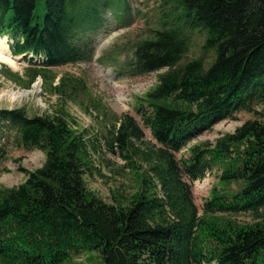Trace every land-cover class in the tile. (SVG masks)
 I'll list each match as a JSON object with an SVG mask.
<instances>
[{"label": "trees", "instance_id": "1", "mask_svg": "<svg viewBox=\"0 0 264 264\" xmlns=\"http://www.w3.org/2000/svg\"><path fill=\"white\" fill-rule=\"evenodd\" d=\"M127 1L43 0L40 21L38 0H0V35L11 39L12 55L41 57L27 59L26 85L40 77L44 91L87 113L92 105L98 121L105 108L85 103L84 82L49 69L89 61L80 38L99 27L109 5L125 10ZM179 3L187 24L150 30L132 42L124 64L132 75L165 68L132 100L152 141L129 114L114 117L99 141L61 109H0V126L5 121L24 149L44 155L33 169L17 165L21 182L0 185V264H63L91 250L102 264H264V0ZM185 28L204 31L202 49L213 53L207 65L201 57L179 63ZM238 111L252 116L212 142L188 144ZM106 151L122 163L110 165ZM214 169L216 183L198 210L190 184ZM86 173L114 181L107 199L87 186Z\"/></svg>", "mask_w": 264, "mask_h": 264}, {"label": "rangeland", "instance_id": "2", "mask_svg": "<svg viewBox=\"0 0 264 264\" xmlns=\"http://www.w3.org/2000/svg\"><path fill=\"white\" fill-rule=\"evenodd\" d=\"M42 1L38 0L34 10L40 21L43 12ZM108 7L101 12L102 20L99 27L97 26L98 28H95L82 38L75 37V42H78L79 38L82 39L81 43L88 42L90 49L89 61H79L49 69V73L56 75L63 74L79 77L84 82L85 90L87 91L85 103H88L86 99H90L94 103L103 105L106 117H98L97 121L93 118L96 111L92 105L89 104L87 107V110L90 111V113H87L85 109L71 102L68 98L63 99L44 91V84L40 77L33 79L26 85L28 78L25 76L24 70L32 64L28 63L27 59L23 57L15 60L13 64L0 62V109L23 107L27 115L53 114L58 109H61L69 115L67 120L70 125H75L77 129H87L88 134L91 137L95 135L99 141H102V135L105 134L106 128L114 117L129 114L141 127L139 118L132 110L133 97L140 95L152 84L154 85L157 73L164 71L165 68L140 75L130 74L124 64L128 61L131 44L136 39L149 34L152 29H157L167 24H187L189 18L184 15L185 10L179 0H174V3L172 0H128L125 10H123L119 2H115L114 5H109ZM93 22L92 19L89 24ZM161 22L164 24H161ZM81 32L82 29H78V33ZM183 32L184 36L187 37V50L179 63L191 58L201 57L203 66L207 65L213 53L211 49H202L205 37L204 31L199 28H185ZM0 37L5 38V36ZM9 43L10 40L8 38L5 39L6 46L4 48L1 47L0 50L5 49L10 54ZM29 56L26 55L27 58ZM100 58L106 63L102 64ZM32 61V63L37 64L40 59L34 58ZM7 74L12 75V77L7 76ZM13 75L15 76L13 77ZM13 95H15V98H12ZM251 116L249 112L238 111L233 118L222 119L214 123L208 130L192 138L188 144L204 140L212 142L222 133L232 132L235 127L244 120L251 118ZM141 128L145 138L152 141L148 130ZM180 153H185V149H182ZM43 158L44 155L40 150L34 148L24 149L15 128L7 123L5 124V128L0 132L1 186L9 187L23 180V173L17 170V165L26 169H33L41 164ZM104 158L112 166L122 163L118 156L107 151L104 152ZM16 159L17 161H14ZM217 172L215 169L211 170L209 176L205 180L202 179L204 181H198L197 187L200 191L203 190L200 194L192 184V198L198 210L210 187L215 185ZM101 173L107 175L108 166L102 167ZM84 180L91 190L106 199V186L114 183V181L104 183V179L94 173H86ZM196 182L194 181V183ZM240 216V219H248L246 214ZM63 264L102 263L97 253L91 250L73 256L68 262Z\"/></svg>", "mask_w": 264, "mask_h": 264}, {"label": "bare ground", "instance_id": "3", "mask_svg": "<svg viewBox=\"0 0 264 264\" xmlns=\"http://www.w3.org/2000/svg\"><path fill=\"white\" fill-rule=\"evenodd\" d=\"M5 38L0 37V48L1 47H5ZM19 56H13L11 54H9L7 51H5V49L0 50V62H4V63H9V64H13V62L15 60H18ZM12 98H15V95L12 96Z\"/></svg>", "mask_w": 264, "mask_h": 264}]
</instances>
